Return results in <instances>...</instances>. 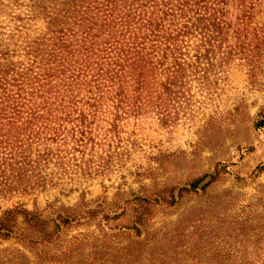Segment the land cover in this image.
Segmentation results:
<instances>
[{"label": "trees", "instance_id": "1", "mask_svg": "<svg viewBox=\"0 0 264 264\" xmlns=\"http://www.w3.org/2000/svg\"><path fill=\"white\" fill-rule=\"evenodd\" d=\"M3 17L0 200L73 192L123 167L138 146L127 127L193 123L196 93L206 99L224 91L233 70L264 81V0H0ZM207 119L205 131L218 117ZM262 173L264 166L250 179ZM218 175L202 189L206 176L182 188L155 187L114 216L86 206L48 220L47 210L17 205L0 217V236L17 238L21 230L34 256L23 254L24 264H55L69 253L56 249L62 228L101 218L111 231L131 235L119 264H163L152 251L160 242L151 224L157 210L206 191ZM212 259L264 264V250Z\"/></svg>", "mask_w": 264, "mask_h": 264}, {"label": "rangeland", "instance_id": "2", "mask_svg": "<svg viewBox=\"0 0 264 264\" xmlns=\"http://www.w3.org/2000/svg\"><path fill=\"white\" fill-rule=\"evenodd\" d=\"M196 98L193 123L183 121L166 129L150 120L127 127L138 146L123 157V167L76 185L73 192L15 193L0 200V217L17 205L47 210L48 220L73 215L86 206L114 216L131 207L128 202L137 195L148 198L146 194L155 192V187L182 188L206 176L202 189L220 173L206 191L157 210L151 223L160 231L155 235L160 242L152 247L154 255L163 264H210L216 253L254 255L264 250V173L255 181L250 179L264 166V128L254 127L264 121V81L253 83L246 72L233 70L224 91L206 99L196 93ZM212 115L218 120L205 131ZM19 232L9 240L0 236V264H24L23 254L34 257L19 240ZM130 236L111 231L101 218H85L62 228L56 249L69 253L55 264H119L118 253L131 244Z\"/></svg>", "mask_w": 264, "mask_h": 264}]
</instances>
